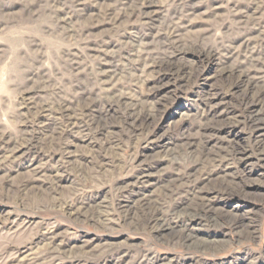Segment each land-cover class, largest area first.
<instances>
[{"label": "rangeland", "instance_id": "rangeland-1", "mask_svg": "<svg viewBox=\"0 0 264 264\" xmlns=\"http://www.w3.org/2000/svg\"><path fill=\"white\" fill-rule=\"evenodd\" d=\"M127 1L130 8L123 10ZM127 1L0 0L1 147L9 139L19 143L26 127L37 132L40 145L44 134L59 124L55 112L50 118L36 116L27 106L30 101L36 107L63 101L96 118L99 112L123 114V107L111 104L122 94L142 99L137 102L139 118L149 116L148 125L132 134L119 130L110 118L107 129L114 133L116 148L108 149L109 154L98 150L106 147L108 130L89 132L82 123L80 130L67 128L64 151L49 150L35 158L21 152L10 157L0 149V264H264V157L256 162L252 156L226 170L219 160L197 166L183 138L187 129L195 134L197 122L212 126L199 118L201 112L210 106L223 111L220 96L237 80L216 77L218 59L230 55L228 64L239 49L244 51V44L255 51L264 45V0ZM174 35L183 40V50L175 48ZM201 48L213 55L197 65ZM172 49L180 50L181 64L194 72L164 92L166 73L153 74L146 64L169 58ZM109 71L104 86L100 75ZM161 85L162 92L156 93ZM154 106L158 110H151ZM241 107L235 99L227 104L238 117ZM81 115L77 111L71 117ZM248 131L237 126L228 134L244 141ZM211 136H197L201 144L196 151L217 147L230 137ZM181 145L183 153L178 154L174 150ZM144 170H149L148 182L137 184ZM224 171L233 174L232 180L224 179ZM51 199L72 203L86 221L54 206ZM140 201L150 202L158 228L167 219L178 233L184 224L174 225L178 213L186 219L203 205L209 207L212 219L189 231L208 246L186 250L141 221L135 225L121 206L134 209ZM99 213L108 220L105 226L91 219Z\"/></svg>", "mask_w": 264, "mask_h": 264}, {"label": "bare ground", "instance_id": "bare-ground-1", "mask_svg": "<svg viewBox=\"0 0 264 264\" xmlns=\"http://www.w3.org/2000/svg\"><path fill=\"white\" fill-rule=\"evenodd\" d=\"M132 1L136 2L135 0H132ZM127 4H128V1H127V3L122 5L123 10H128V8H130V7H127ZM149 5H150V3H149ZM154 5H155V3H154ZM116 13H118V12H116ZM186 16H187V18H189L191 16V14H188ZM177 32L175 31V34H177ZM179 37L180 36L177 35L171 39H172L173 44H177V45H174L175 48L181 47V50H183V42H182L183 40L181 39V37L180 38ZM258 38H259V36H258ZM244 46H245L244 51L242 49H239L235 55L236 56L235 59L234 60L232 59L233 62L227 64V62L230 61V55L228 57V55L225 54V55H223L222 58L218 59L217 64H216L217 68H214V72L216 73V77H218L219 80H221V81L227 80L228 78H230V80H231V78L237 79L235 81V83H231L233 85L230 84L229 90L226 93H222V95L220 96V100H219L220 104L218 103L219 104L218 106H220L219 109L222 108L221 110H223V111L219 112L218 110H216V107L214 109L213 106L205 108L206 107V105H205L204 108L206 110L203 108L204 110L201 112L199 118H202L203 122L207 121L212 126L202 124V122L201 123L197 122L198 127H197L195 134L192 133L191 131H189L188 129L185 131L183 130L184 131V137L183 138L185 141L184 146L186 148L185 151L189 155L195 156L197 166L199 165V163L208 164V163H214L217 160H219V163H223V164L225 163V170H226L228 165L245 163V162L249 161L252 156L256 158V162L262 160L264 157V152H263V146H264V137L263 136H264V133H263L262 128H261L262 126H264L262 124L264 122V118H263L264 117V81H263V79H264V45H260L256 51H255V48L250 49L249 48L250 45H248V44H244ZM240 48H242V46H240ZM179 51L172 49V50H170L171 55L169 58L161 59L160 62L157 59L155 61H153V59H152V61H150L149 64H146L147 65V71H151V73H153L152 71L156 72V70L159 73H161V72L166 73V75H165L166 77L164 79L167 82L164 83L165 86L162 84L163 85L162 91H164V92L165 91L167 92L168 90H171L174 86H176L177 81L185 82V81L189 80L190 77H192V71L194 72L193 68H192V70H189L191 67L188 68L186 63H183V65L181 64L184 56H182V54H180ZM211 53H213V51L209 52L208 49L201 48L198 51V54H196L198 56H196V58L194 60L195 64H197V65L203 64V59L208 58L210 55H213ZM138 62H139V60H138ZM226 64L228 65L227 67H226ZM224 65H225V67H224ZM111 73H112L111 71L105 72V73L102 72V74L100 75V77L104 80V81H102L100 79L103 82L102 85H104V86L106 85L105 79L107 78V75L111 74ZM204 75L205 74H203L202 76H204ZM162 85L156 87V89H155L156 93H158V90H160L159 93L162 92L161 91ZM164 87H166V89ZM220 91H222V90H220ZM122 96L123 95L121 94L119 96L112 98V100L114 99V101L111 104H113L116 107L117 106L120 108L123 107L125 113L123 112V114H118V112L117 113L112 112L113 114H109L108 112H106L103 114V112H99L98 116L96 118H94L92 115L90 116L88 113L86 114L82 110H77V108L74 107L73 105H71V104L68 105V103H65L63 101L62 102L60 101L61 102L60 103L58 100L57 102H55V104H52V106H47L48 105V103H47V105L46 104L45 105H39L37 107L34 106L33 102L30 101L27 106H29V109H35L38 112L37 115L35 114L36 116L41 114L40 116L42 118L43 117L47 118L48 116H50L51 114H53L55 112L58 114V118H56V119H59V124H55V126L50 129V132L47 135L44 134V139L42 140L40 145H38L39 144V142H38L39 138L36 137L37 132L36 131H31V132L26 131L25 130L27 128L26 127L25 129H23V131H21V135L24 136V138L21 139L19 143L17 141H15L16 139L15 140L9 139L8 141H4L2 143L3 146L2 147L0 146V149H2L3 151H7L9 153L10 157H13V156L17 155L18 152H21L22 154H25V155L32 153L33 156H35V158L36 157L38 158V157L42 156L41 152L46 153V151L48 152L49 150H51L53 152H54V150H56V152H59L61 150V147L63 146V144H61V143L64 139L65 134H66L67 128L80 130L79 124L82 123L83 128H85L89 132L93 131V129L95 131L97 130V131L101 132L104 129H107V128L110 129V126H109L110 125V123H109L110 118L113 119L112 122L115 121L118 124V126H120L119 130H122V131L128 130L129 133H131V134L135 133L136 129H138V128H141V130L144 129L146 127V125H148L146 123V121L149 118V116L145 115L144 117L139 118L141 113H138V111H137V107H138L137 102H140L142 99L131 100V99H129L130 97L129 98H125V97L123 98ZM205 96H206V98H205ZM208 97L210 98L209 94L204 95L205 103L209 106L211 104V100ZM27 98H29V97H27ZM34 98H35V96H34ZM233 99H235L236 104H238L240 106V108H242L241 106H244V108L241 109V111H240V117L233 114V111H231L229 108H227V104H231ZM22 100L23 99L21 98V101ZM27 100H29V99H27ZM38 101H40V100H38ZM247 102H248V104H247ZM37 103H40V102H37ZM59 103H60V105H58ZM65 105H67L66 108H65ZM91 105H92V103H91ZM151 110H158V109H157V107L154 106ZM77 111H79L80 115L82 113L81 118L73 119V117H71V114L74 112L76 113ZM26 114L24 113V115H26ZM76 116H78V113ZM221 116L224 117V119L223 120L221 119L222 121L220 123V121L218 119L222 118ZM48 118H50V117H48ZM30 119H31V117H30ZM217 123H220V125H217ZM107 126H109V127H107ZM237 126H241V127L249 129L247 137L243 139L244 141L237 139V137L233 134L232 135L228 134L230 132V129L236 128ZM39 129H41V128H39ZM109 129H107L108 131H106V134L109 135V137L106 139V147H98V150L100 153H101V151L104 150L105 153L109 154L108 149H110V151H111L112 149L116 148L114 140L111 139V136L114 133L110 132ZM35 130H36V128H35ZM41 131H42V129H41ZM42 132H44V131H42ZM207 135H212L211 139L215 138L218 140L221 139L220 136H222V135H224L226 137L230 135V137H228L227 140L224 142H220L219 144L217 143L218 144L217 147H215L214 145L211 148H205L202 146V148H200L196 151L197 145L199 146L201 144V142H200V140H198L197 136L203 137V136H207ZM84 136H85V134H84ZM105 137H107V136L105 135ZM7 146H8V148H7ZM249 147H250V149H249L250 151H248ZM104 148H106V149H104ZM176 150H177L178 154H180L181 151L183 153V145L177 146L174 151H176ZM61 151H64V150H61ZM185 151H184V153H185ZM67 154H69V153L67 152ZM18 155H19V153H18ZM99 156H101V155L99 154ZM65 158H67V157H64V159ZM99 158H102L101 159L102 161L105 160V159H103L104 157H99ZM138 160H139V158H138ZM59 161H61V160H59ZM100 164L102 165V163H100ZM34 170H35V168L33 169V171ZM40 172H38V173H40ZM231 174L232 173H229V171H224L222 176L224 177V179L225 178L227 179L229 177L230 180H232L233 176L231 177L230 176ZM56 175H59V174L57 173ZM149 176H150L149 170L142 171L140 173V175H138V177H136L137 184L142 185L144 183H147L148 182L147 179L149 178ZM45 177H46V175H45ZM57 177H59V176H57ZM187 177H189V175ZM52 179H54V178H52ZM176 179H178V180L181 179L179 181H183V176H181V177L177 176ZM175 180H173L172 182H174ZM199 191H200V189H199ZM216 191H218V190H216ZM231 193H233V192H231ZM19 198L21 199V196H19ZM46 200H48V199H46ZM56 200L57 199H51L48 202L53 203L54 206L58 205L57 207H59V209L61 208V210L65 211L70 216H74L75 218L79 219L80 216H84V215H81L80 212L77 211V209L76 210L73 209L72 203L67 204V203H62L60 201H56ZM122 210L125 213H128L131 215V221L133 220V223L135 225H139L140 221L143 222L144 227H146V228L149 227L150 230L154 229L155 232L158 231V235L161 236L162 238H164L165 241L168 243H171V244L173 243L174 245H177V246L184 248L186 250H197V251H203L208 246V245L207 246L203 245L205 243H203V241H201V240H198V238L196 236L190 235L189 231L190 230H196V227L199 226V224H201L203 222L202 220H206V222L208 223L207 220L212 219V217L210 215L208 216V214H210V211H211V209L209 207H205L203 205L201 211H199V212L196 211L192 214H188V216L186 218L187 220L184 219L185 218V216L183 217L184 214L179 215V213H178V215L175 219L176 222L174 223V225H178V224L182 225V223L184 222V224L182 225V231H181L182 233L175 232L176 227L173 226L172 221L167 220V219H163L162 221H160V223L161 222L162 223L158 228L155 225L158 222V219H156L157 215H156V212L154 210L153 211L151 210V206H150L149 201H146V202L140 201V204H137V207L134 209H133V207H130V206L129 207L128 206H121V211ZM146 210H149L148 212L150 215L145 214ZM84 214L86 215L87 213L85 212ZM100 214L101 213H99L96 218L92 217L91 219H95L99 223H101L102 226L103 225L105 226L107 224L108 220H107V218H103V215H100ZM142 215H143V217H142ZM83 218H85L84 221H86L87 218L85 216ZM183 231L186 234H183Z\"/></svg>", "mask_w": 264, "mask_h": 264}]
</instances>
